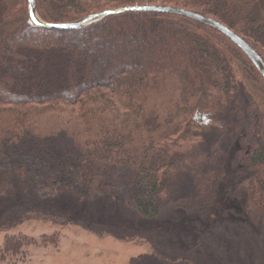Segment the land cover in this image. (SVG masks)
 <instances>
[{
  "label": "trees",
  "instance_id": "trees-1",
  "mask_svg": "<svg viewBox=\"0 0 264 264\" xmlns=\"http://www.w3.org/2000/svg\"><path fill=\"white\" fill-rule=\"evenodd\" d=\"M34 1L46 24L126 6L185 9L228 28L264 62V0ZM224 137L254 170L248 197L264 212V79L217 31L154 12L51 30L32 23L26 0H0V193L41 182L85 197L117 188L151 217L182 200L169 197L182 170L198 199L211 197ZM29 219L68 223L25 212L3 227ZM51 237L6 236L0 260H25L27 247Z\"/></svg>",
  "mask_w": 264,
  "mask_h": 264
},
{
  "label": "rangeland",
  "instance_id": "rangeland-1",
  "mask_svg": "<svg viewBox=\"0 0 264 264\" xmlns=\"http://www.w3.org/2000/svg\"><path fill=\"white\" fill-rule=\"evenodd\" d=\"M237 147L236 139L223 138L222 173L211 197L198 199L182 170L169 190L173 202L182 200L162 205L151 217L128 205L117 188L88 197L50 189L44 182L10 188L0 193V248L11 235L37 241L55 235L56 243L29 246L25 260L7 258L0 264H264V212L250 203L247 185L254 170ZM25 212L68 223L29 219L3 227Z\"/></svg>",
  "mask_w": 264,
  "mask_h": 264
},
{
  "label": "water",
  "instance_id": "water-1",
  "mask_svg": "<svg viewBox=\"0 0 264 264\" xmlns=\"http://www.w3.org/2000/svg\"><path fill=\"white\" fill-rule=\"evenodd\" d=\"M26 4H27L28 15L32 23L37 27L51 29V30H77L91 23L97 22L107 16L132 13V12L166 13V14H173V15L185 17L193 21L199 22L217 31L225 38H227L249 59V61L254 65V67L257 69L259 74L264 79V62L244 40H242L235 33L230 31L228 28L218 23L217 21L208 18L206 16H203L201 14H197L195 12H191L181 8L170 7V6H157V5L126 6V7L106 10L98 14L88 16L82 20L73 23L46 24L41 22L37 18L35 11V1L26 0Z\"/></svg>",
  "mask_w": 264,
  "mask_h": 264
}]
</instances>
